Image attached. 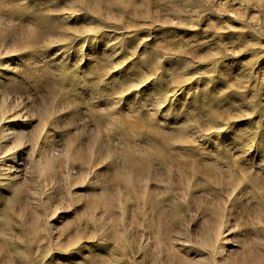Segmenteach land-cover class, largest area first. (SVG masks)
<instances>
[{
    "label": "rangeland",
    "instance_id": "obj_1",
    "mask_svg": "<svg viewBox=\"0 0 264 264\" xmlns=\"http://www.w3.org/2000/svg\"><path fill=\"white\" fill-rule=\"evenodd\" d=\"M0 264H264V0H0Z\"/></svg>",
    "mask_w": 264,
    "mask_h": 264
}]
</instances>
